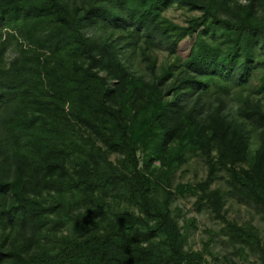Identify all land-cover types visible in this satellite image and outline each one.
Returning <instances> with one entry per match:
<instances>
[{
	"label": "trees",
	"instance_id": "trees-1",
	"mask_svg": "<svg viewBox=\"0 0 264 264\" xmlns=\"http://www.w3.org/2000/svg\"><path fill=\"white\" fill-rule=\"evenodd\" d=\"M95 1L86 8L74 7L69 12L61 0H0V236L13 237L6 249L4 241L0 244V264H208L197 254L184 251L176 221L167 210L153 204L142 180L136 150L128 141L121 112L109 104L116 95L126 92V83L131 78L118 51L122 42L129 39L128 46L143 40L153 48L178 52L183 39L172 41L159 25L161 11L177 3L199 10L201 16L185 30L191 45L186 46L184 70L176 86L197 90L202 97L225 96L240 88L256 95L264 94V23L256 15L257 0H249L242 7L236 0H137L133 5L125 0ZM93 25L119 33L120 38L114 42L93 40L85 32ZM199 28L201 33L196 35ZM205 34L210 38L219 34L217 38L226 46L225 51L203 39ZM19 40L51 54L56 60L46 66L35 62L28 51L21 50L6 65L4 55L8 47ZM65 53L75 56L81 64L73 62L76 65L68 69L59 60ZM32 96L36 100L33 107L47 99L44 109L47 102L59 103V108L72 103L69 105L72 119L90 129L95 127V122L89 119L92 112L113 121L118 132L113 149L129 158V177L123 178L127 190L140 202L143 216L124 213L101 231L103 219L92 218L89 210L71 219L79 228L81 223L89 224L84 238L74 239L51 254L37 250L29 253L32 245L27 241L33 238V242L45 212L30 199L29 191H51L57 171L64 172L62 166L52 163L49 152L44 154L39 150L44 157L33 161L25 155L29 145L25 144L27 132H32L30 137L36 143L40 141L35 138L40 137L35 122L18 116V108ZM171 103L173 109L166 110V105L160 104L152 115V120L166 121L169 130L164 145L180 136L176 122L183 107ZM239 114L245 125L260 135L261 142L251 167H239L234 172L230 192L253 202L264 215V110L247 102ZM246 126L227 120L220 107L214 109L208 112L199 130L200 149L207 154L215 150L220 165L234 171L248 150ZM140 137L144 140L142 133ZM68 147L75 148V143ZM43 148L42 143L40 149ZM75 172L79 180L77 188H83L85 198L91 200L92 170L83 164ZM115 176L114 172H108L100 177L98 186L112 185ZM210 183L208 178L203 189H208ZM206 202L219 217L223 195L218 190L208 191ZM232 230L239 238L244 236L241 229ZM160 235L165 238V251L159 254L154 252L150 240ZM135 239L149 246L133 245Z\"/></svg>",
	"mask_w": 264,
	"mask_h": 264
},
{
	"label": "rangeland",
	"instance_id": "rangeland-1",
	"mask_svg": "<svg viewBox=\"0 0 264 264\" xmlns=\"http://www.w3.org/2000/svg\"><path fill=\"white\" fill-rule=\"evenodd\" d=\"M71 12L75 8H86L95 0H61ZM137 0H125L133 5ZM242 7L249 0H236ZM257 18L264 23V0L256 1ZM201 12L174 3L161 11L159 25L166 30L172 41L183 39L178 52L171 53L166 48L156 49L144 41L128 46L129 39L120 45L118 54L121 62L131 76L126 83V92L116 95L114 102L109 104L118 109L124 119L128 141L136 150L139 170L149 197L156 207L167 210L176 221L184 251L193 252L208 264H264V215L250 201L235 196L230 192L234 172L239 167L249 169L253 163L256 150L261 138L252 131L240 118L239 111L247 102L258 104L264 110V94L250 93L247 88L235 89L228 95H211L202 97L194 89H179L176 84L182 76L183 61L187 48L191 45L185 33L193 20L199 19ZM197 30V34L201 33ZM86 35L93 40L114 42L119 39V33L108 30L101 25L88 27ZM206 35V34H205ZM219 34L210 38L203 36L207 42L221 51L222 45ZM123 36V35H122ZM180 37V39H179ZM121 39H123L121 37ZM4 55L7 65L21 50L28 51L35 62L49 66L56 58L51 54L33 47L23 40L13 43ZM23 45V47H22ZM128 46V47H127ZM187 46V48H186ZM185 47V48H184ZM61 63L70 69L81 64L75 56L68 53L59 56ZM73 62L76 64L73 65ZM102 75V72H99ZM179 89V90H178ZM157 92L158 96H155ZM40 95L39 93H37ZM200 97V98H199ZM199 98V99H198ZM198 99V100H197ZM43 99L36 103L32 96L24 106L18 108L19 118L36 124L40 140L35 142L31 131L25 139V155L30 161L41 159L39 150L64 168L58 170L55 176V187L51 191L30 190L29 197L45 209L41 216L40 230L37 231L31 243L29 253L34 250L53 253L77 238L87 235L85 223L81 228L71 220L77 215L92 210V218L103 219L101 231L109 226L116 216L124 213L143 216L140 202L133 198L127 190L123 176L129 177L130 161L126 153L114 150L113 145L118 132L113 121L101 114H89V119L95 122L92 129L80 125L70 116L69 105L60 106ZM174 102L183 108L176 125L180 136L164 145L167 128L166 121L152 120L157 106L166 105V110L173 109ZM221 108V113L231 122L243 124L249 138V146L244 161L233 169L222 167L215 150L209 154L200 149L202 139L199 130L205 124L208 112ZM175 108V106H174ZM98 127V128H97ZM96 128L98 130H96ZM37 133V134H38ZM143 134L144 140L140 137ZM43 143L44 148L40 149ZM75 143L74 147H68ZM34 144L37 146L35 147ZM38 148V149H37ZM86 164L92 170V199L85 198L83 188H77L79 167ZM108 172L116 174L115 181L110 186H98L100 177ZM68 175L66 176V174ZM210 178L208 189L203 184ZM118 180V181H117ZM52 185V187H53ZM218 190L224 197V205L220 216L210 209L206 202L208 191ZM99 211L101 215L99 214ZM241 229L244 236L239 238L232 229ZM0 235L2 233L0 232ZM13 237L0 236V244L4 241L5 249ZM257 243L258 246L257 247ZM156 253L165 251V238L160 235L150 240ZM133 245L141 248L148 247L146 242L140 243L135 239ZM2 249V248H1Z\"/></svg>",
	"mask_w": 264,
	"mask_h": 264
}]
</instances>
